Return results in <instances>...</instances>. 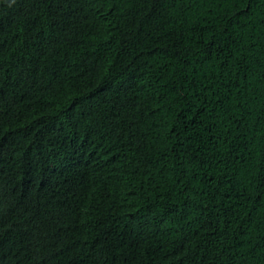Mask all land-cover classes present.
Returning a JSON list of instances; mask_svg holds the SVG:
<instances>
[{
	"label": "trees",
	"instance_id": "16d2710c",
	"mask_svg": "<svg viewBox=\"0 0 264 264\" xmlns=\"http://www.w3.org/2000/svg\"><path fill=\"white\" fill-rule=\"evenodd\" d=\"M44 119L99 162L66 184L49 148L4 152L36 252L264 264V0H0V138Z\"/></svg>",
	"mask_w": 264,
	"mask_h": 264
},
{
	"label": "clouds",
	"instance_id": "9594fccd",
	"mask_svg": "<svg viewBox=\"0 0 264 264\" xmlns=\"http://www.w3.org/2000/svg\"><path fill=\"white\" fill-rule=\"evenodd\" d=\"M51 121L48 119L40 120L33 123L37 127L36 134L28 133L25 129H20V135L16 138H10L7 135L0 138V149L3 151L0 153V264H90L91 254L87 247L82 246L79 240H73L71 237L62 236L58 242V247L54 245L48 253H39L35 251V246L30 248V244L22 242V236L30 229V223L24 220H18L13 215H9V209L14 213L17 209L15 203L20 197L18 187L9 182L7 175L10 169L14 170V161L23 163L21 156L31 151L38 150L40 148L48 149V154H54L60 158L61 172L63 180L66 184H72L78 180H82L83 174L88 171V167H93L99 161H93L91 158L84 163L81 167L80 159L73 156V153L69 151V144L71 139L76 138L78 135L68 134L66 141L63 139V144L60 141L53 139L47 134H40L41 131H45L50 127L48 125ZM64 134V129L62 130ZM73 131V130H72ZM68 131L67 133H71ZM5 135V134H4ZM49 141V142H48ZM4 152L14 160L7 166L4 161ZM98 153L94 154L97 156ZM63 165V166H62ZM41 188V185H39ZM48 192V189L46 190ZM49 193V192H48ZM50 195V194H49ZM78 200L81 202L82 198L79 196ZM12 205V207H11ZM83 206V205H82ZM80 206L78 209L82 208ZM11 207V208H10ZM77 209L68 211H62L61 217L54 223H63L64 225L71 224L73 217L77 216ZM69 217V218H68ZM51 221L53 219H50ZM83 218L79 222L72 225L76 232H79L82 226ZM67 228V226H65Z\"/></svg>",
	"mask_w": 264,
	"mask_h": 264
}]
</instances>
